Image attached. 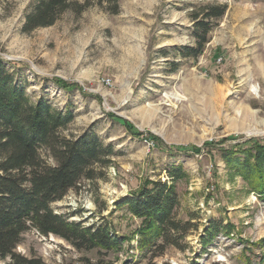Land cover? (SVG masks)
Masks as SVG:
<instances>
[{
    "label": "rangeland",
    "instance_id": "obj_1",
    "mask_svg": "<svg viewBox=\"0 0 264 264\" xmlns=\"http://www.w3.org/2000/svg\"><path fill=\"white\" fill-rule=\"evenodd\" d=\"M72 1L85 9L27 35L21 28L31 0H0V60L30 101L46 99L72 114L64 136L94 132L113 150L98 178L81 181L53 211L86 227L104 218L127 237L121 252L105 257L109 263L260 264L264 200L227 167L224 153L264 142V0ZM205 4L226 11L212 22L201 55L183 58L184 48L195 47L190 14ZM178 165L184 176L169 184L179 201L175 216L192 227L183 251L167 247L150 259L133 234L141 221L116 205L146 181L168 183L166 170ZM212 222L231 234L220 231L205 245ZM15 251L46 264H95L100 257L32 229Z\"/></svg>",
    "mask_w": 264,
    "mask_h": 264
},
{
    "label": "trees",
    "instance_id": "obj_2",
    "mask_svg": "<svg viewBox=\"0 0 264 264\" xmlns=\"http://www.w3.org/2000/svg\"><path fill=\"white\" fill-rule=\"evenodd\" d=\"M84 9L85 6L79 7L72 0H31L21 32L28 35L36 29L51 27L65 13L80 14ZM225 11L226 6L205 4L191 12L195 47L184 48L183 58L195 59L201 55L212 22L222 18ZM114 119L133 129L121 118ZM72 120L71 113L54 109L46 99L30 101L15 81L14 73L0 60V259H9L8 264H46L39 257H26L15 251L23 235L31 229L42 237L53 236L64 241L78 253L96 252L100 257L95 264H114L105 261V257L121 252L128 241L127 237L115 235L104 218L103 223L86 227L68 221L52 209V204L75 190L81 181L98 178L100 170L108 167V159L113 156L112 148L104 145L94 132L64 136ZM42 152L51 164L43 159ZM224 160L230 170L242 177L249 191L264 200V142L251 140L235 144L224 153ZM166 172L168 183L146 181L130 198L116 205L141 221L133 234L137 249L149 254L150 259L163 255L167 247L183 251L184 238L192 227L189 221L176 220L179 201L169 185L184 176L182 167L174 166ZM227 226L212 222L204 244L212 242L220 231L229 236L231 231ZM257 245L264 252V239ZM260 264H264V255Z\"/></svg>",
    "mask_w": 264,
    "mask_h": 264
},
{
    "label": "bare ground",
    "instance_id": "obj_3",
    "mask_svg": "<svg viewBox=\"0 0 264 264\" xmlns=\"http://www.w3.org/2000/svg\"><path fill=\"white\" fill-rule=\"evenodd\" d=\"M248 134H254V133H253V131H249ZM256 134H258V133H256Z\"/></svg>",
    "mask_w": 264,
    "mask_h": 264
},
{
    "label": "built area",
    "instance_id": "obj_4",
    "mask_svg": "<svg viewBox=\"0 0 264 264\" xmlns=\"http://www.w3.org/2000/svg\"><path fill=\"white\" fill-rule=\"evenodd\" d=\"M38 234V233H37ZM39 235V234H38Z\"/></svg>",
    "mask_w": 264,
    "mask_h": 264
}]
</instances>
